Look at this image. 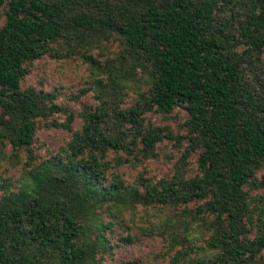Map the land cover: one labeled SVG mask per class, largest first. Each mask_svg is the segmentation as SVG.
Instances as JSON below:
<instances>
[{"label": "trees", "instance_id": "obj_1", "mask_svg": "<svg viewBox=\"0 0 264 264\" xmlns=\"http://www.w3.org/2000/svg\"><path fill=\"white\" fill-rule=\"evenodd\" d=\"M228 3L240 6L237 0H0V143L24 149L30 162L39 123L71 130L72 114L54 92L19 87L28 63L59 56L54 44L62 55L90 63L98 102L82 108L80 128L71 131L62 156L31 167L16 191L0 183V264H101L102 233L110 224L98 220L96 208L201 198L189 214L197 228L189 236L204 232L202 246H192L184 230L156 231L172 250L169 264H264V200L250 220L243 190L264 188V174L252 178L264 160V88L255 75L246 81L243 68L264 47V0H244L240 12L229 9L223 19ZM109 38L119 45L111 60L100 65L82 53ZM127 91L133 102L119 108ZM176 107L186 115L183 135L143 125L145 113L167 115ZM59 113L63 121L52 118ZM162 139L187 142L175 175L156 182L138 176L131 186L113 172L100 183L110 166L135 160L134 151L155 157ZM191 150L198 151L201 173L183 179L180 168Z\"/></svg>", "mask_w": 264, "mask_h": 264}, {"label": "rangeland", "instance_id": "obj_2", "mask_svg": "<svg viewBox=\"0 0 264 264\" xmlns=\"http://www.w3.org/2000/svg\"><path fill=\"white\" fill-rule=\"evenodd\" d=\"M244 0H237L242 6ZM228 3L226 9L219 13L220 17L226 19L230 10L240 12L241 8ZM234 13V12H233ZM3 22L2 9H0V25ZM59 54L58 57L43 55L40 58L27 64L28 73L21 78L19 87L21 89L32 87L35 90L50 91L56 94L55 101L72 114L70 122V131L55 127H44L40 123L34 130L32 143L30 144V152L32 157L30 162L27 161V153L20 148L13 150L10 146L3 142L0 143V183L6 181L9 191H16L20 183L24 180L25 175L31 167L37 165L41 160L62 156L66 142L70 140L71 131L78 130L82 123L80 116L82 108L93 109L98 105L93 94L96 88L92 79L96 77L92 66L88 61L80 58L79 55L72 54L69 57L64 56V50L57 45H53ZM243 46L236 48L240 53ZM119 50L118 42L109 38L103 41L99 47H88L84 50V54H89L100 65L104 60H111L115 57ZM255 57V59H253ZM250 60L252 63L250 64ZM245 79L251 82V77L255 75L264 88V47L258 52L252 53L251 59L244 63ZM140 77V73L136 71V76ZM140 89H144L142 82L139 81ZM134 93L127 91L123 96L119 108H125L132 104ZM143 125L159 126L170 130L173 134L185 133L183 121L186 117L182 108H174L170 114L161 115L158 113L147 112L143 115ZM52 118L57 121H63L62 113L53 114ZM187 145L186 140H181L178 144L172 141L162 139L157 142L154 147L156 156L153 158H142L134 151L135 160L131 163L123 162L118 167L107 168L105 177L100 180L102 185L110 181L113 172L119 174L123 184L136 185L137 177L140 176L147 181L156 182L159 179H168L175 175L180 165V154ZM138 146V144H137ZM197 150L188 152L186 158L182 162L180 171L183 179L192 178L200 175V169L196 163ZM118 155L122 158L126 157L121 151ZM114 153L111 150L106 152V159L112 164ZM63 159V158H62ZM31 163V164H29ZM264 174V160L259 168L254 170L252 178L259 180ZM138 192L141 188L137 186ZM246 191L249 203L248 216L250 220L254 219L257 207L264 200V188L251 187L250 184L243 186ZM1 193V190H0ZM205 199H194L186 204L176 206H158L156 204H141L132 202L130 206L122 210L109 211L105 204L95 209V216L101 223H109L110 226L103 231L106 238V250L102 254L101 264H169L168 256L172 250L168 249L166 237H162L158 232L175 231L178 235H182V230L186 236L197 231L196 222L189 214L198 205H201ZM168 220L173 222L172 225ZM246 223V222H245ZM156 229V230H155ZM151 231L150 234L145 232ZM128 236L129 240L125 239ZM248 237L252 236L250 232ZM205 233H197L189 236L192 246H202ZM264 257V247L260 251ZM96 258L98 255L96 254Z\"/></svg>", "mask_w": 264, "mask_h": 264}]
</instances>
